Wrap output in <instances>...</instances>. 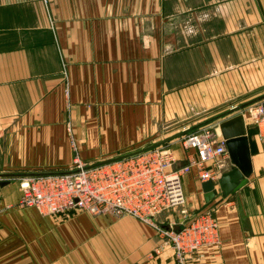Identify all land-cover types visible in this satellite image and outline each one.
Returning <instances> with one entry per match:
<instances>
[{"label":"crops","instance_id":"crops-1","mask_svg":"<svg viewBox=\"0 0 264 264\" xmlns=\"http://www.w3.org/2000/svg\"><path fill=\"white\" fill-rule=\"evenodd\" d=\"M263 99L264 0H0V264H176L133 216L19 207L21 180L169 138L182 166L198 154L175 135ZM247 127L245 186L207 201L183 176L187 205L219 220L216 264H264V141Z\"/></svg>","mask_w":264,"mask_h":264},{"label":"built area","instance_id":"built-area-1","mask_svg":"<svg viewBox=\"0 0 264 264\" xmlns=\"http://www.w3.org/2000/svg\"><path fill=\"white\" fill-rule=\"evenodd\" d=\"M243 113L264 141V99L249 104ZM177 139L196 149L198 157L178 166L167 143L110 162L88 164L76 157L65 171L25 176L18 206L35 207L46 216L70 210L95 217L133 216L159 233L161 243L151 256L170 257L176 264H216L223 252L219 220L211 210L194 211L187 205L183 176L196 169L201 181L219 184L231 161L227 141L219 122L186 130ZM175 208H180L181 217L169 224H179L180 230L163 228L157 217Z\"/></svg>","mask_w":264,"mask_h":264},{"label":"water","instance_id":"water-1","mask_svg":"<svg viewBox=\"0 0 264 264\" xmlns=\"http://www.w3.org/2000/svg\"><path fill=\"white\" fill-rule=\"evenodd\" d=\"M236 110H239V108H236ZM219 127L223 137L227 141L228 152L232 163L231 168L227 171H223L218 179V183L223 193L227 195L235 193L248 183L249 177L253 172L252 152L248 127L243 112H239L231 117L222 119L219 122ZM179 135L181 134L175 135L174 137H178ZM170 139L171 138L165 139L138 151H134L113 159H107L103 162L115 161L137 154L156 145L166 143ZM203 189L205 191V197L207 201L215 197L217 188L216 183L213 180H207L203 182ZM161 226L168 230H180L179 224L171 225L169 223H164L161 224Z\"/></svg>","mask_w":264,"mask_h":264},{"label":"rangeland","instance_id":"rangeland-1","mask_svg":"<svg viewBox=\"0 0 264 264\" xmlns=\"http://www.w3.org/2000/svg\"><path fill=\"white\" fill-rule=\"evenodd\" d=\"M180 217H181L180 208H175V209H171L169 211L162 213L161 215H159L157 217V219L160 220V219L164 218L165 220H167V219L172 218V220L175 221V220H178Z\"/></svg>","mask_w":264,"mask_h":264}]
</instances>
